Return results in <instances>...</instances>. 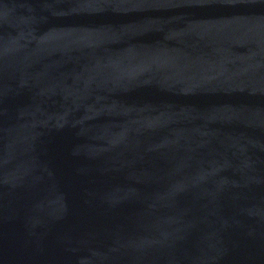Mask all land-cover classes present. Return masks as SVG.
I'll list each match as a JSON object with an SVG mask.
<instances>
[{
	"label": "water",
	"instance_id": "obj_1",
	"mask_svg": "<svg viewBox=\"0 0 264 264\" xmlns=\"http://www.w3.org/2000/svg\"><path fill=\"white\" fill-rule=\"evenodd\" d=\"M0 264H264V0H0Z\"/></svg>",
	"mask_w": 264,
	"mask_h": 264
}]
</instances>
